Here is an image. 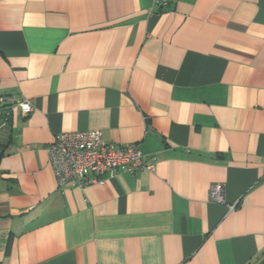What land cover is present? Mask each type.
Wrapping results in <instances>:
<instances>
[{
    "label": "crops",
    "instance_id": "crops-1",
    "mask_svg": "<svg viewBox=\"0 0 264 264\" xmlns=\"http://www.w3.org/2000/svg\"><path fill=\"white\" fill-rule=\"evenodd\" d=\"M5 104L0 264H264V0H0ZM81 131L152 170L59 188Z\"/></svg>",
    "mask_w": 264,
    "mask_h": 264
},
{
    "label": "built area",
    "instance_id": "built-area-1",
    "mask_svg": "<svg viewBox=\"0 0 264 264\" xmlns=\"http://www.w3.org/2000/svg\"><path fill=\"white\" fill-rule=\"evenodd\" d=\"M159 9L168 7V0H152ZM23 115L32 111L29 101L18 104ZM55 182L59 188L68 183L77 182L81 186L102 184L107 175L119 170H152L144 166L140 151L134 146L115 148L107 143L99 131H81L58 134L46 147ZM210 200L223 203V190L212 186Z\"/></svg>",
    "mask_w": 264,
    "mask_h": 264
},
{
    "label": "trees",
    "instance_id": "trees-1",
    "mask_svg": "<svg viewBox=\"0 0 264 264\" xmlns=\"http://www.w3.org/2000/svg\"><path fill=\"white\" fill-rule=\"evenodd\" d=\"M2 104V103H1ZM11 104H5V105H0V112H1V115H0V127L1 125H5L6 123H8L9 121V118H8V115L6 112L10 111V107ZM6 111V112H4ZM2 145H0V158L3 156V153L4 151L1 149Z\"/></svg>",
    "mask_w": 264,
    "mask_h": 264
}]
</instances>
